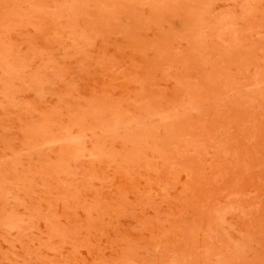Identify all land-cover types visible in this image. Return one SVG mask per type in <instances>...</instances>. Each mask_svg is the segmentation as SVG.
<instances>
[{"label": "rangeland", "instance_id": "374dc122", "mask_svg": "<svg viewBox=\"0 0 264 264\" xmlns=\"http://www.w3.org/2000/svg\"><path fill=\"white\" fill-rule=\"evenodd\" d=\"M0 264H264V0H0Z\"/></svg>", "mask_w": 264, "mask_h": 264}]
</instances>
